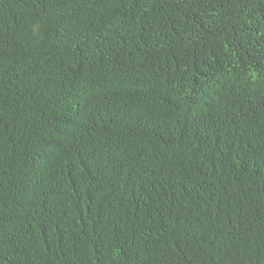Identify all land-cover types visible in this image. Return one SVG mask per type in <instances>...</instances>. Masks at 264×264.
Instances as JSON below:
<instances>
[{
	"label": "trees",
	"instance_id": "obj_1",
	"mask_svg": "<svg viewBox=\"0 0 264 264\" xmlns=\"http://www.w3.org/2000/svg\"><path fill=\"white\" fill-rule=\"evenodd\" d=\"M0 264H264V0H0Z\"/></svg>",
	"mask_w": 264,
	"mask_h": 264
}]
</instances>
